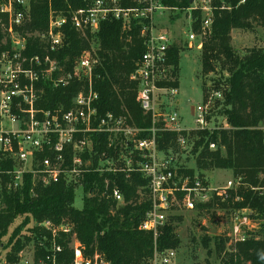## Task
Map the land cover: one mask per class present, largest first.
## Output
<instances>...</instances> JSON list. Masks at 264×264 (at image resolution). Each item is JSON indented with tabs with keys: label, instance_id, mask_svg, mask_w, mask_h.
Listing matches in <instances>:
<instances>
[{
	"label": "built area",
	"instance_id": "obj_1",
	"mask_svg": "<svg viewBox=\"0 0 264 264\" xmlns=\"http://www.w3.org/2000/svg\"><path fill=\"white\" fill-rule=\"evenodd\" d=\"M35 1L48 2L49 24L45 31L29 33L25 27L31 22L32 0H0V25L6 35L5 48L0 50V211L7 207V196L27 188L30 197L35 198L39 189L60 183L76 192L81 190L84 199L86 179L92 175L104 179L101 184L92 183L88 196L98 193L123 206L124 194L116 179L122 176L130 180L137 175L145 181L138 191L140 200L147 197L151 204L139 229L153 234L155 239L154 254L146 263L172 264L176 251L157 249V239L169 222V214L175 209L195 211L198 205L210 204L214 199L227 203L231 192L242 185L233 176L220 187H212L206 178L202 180L199 176L192 180L182 171L193 168L181 166L173 149L159 148L161 136L173 133L178 148L192 152L197 133H213L222 127L214 125L213 113L216 102L223 107L224 95L208 89L203 102L192 108L195 127L183 128L179 114L172 107L179 88L166 86L176 82L174 66L168 63L174 41L160 28L172 11L191 14L198 10L202 16V33L198 35L192 30L185 46L201 50L203 37L210 33L213 24L212 0H192V6L184 10L167 6L165 0H131L129 7H124V0H82L83 8L69 6L65 11L52 9V0ZM111 22H121L124 30H130L133 25L142 27L145 53L131 80L137 84V104L151 118L149 127L132 124L130 117L98 114L99 94L94 89V76L100 59L96 38L102 25ZM68 27L92 40L91 47L81 52L70 71L53 57L67 48L65 29ZM30 39L43 44V54H28ZM47 82L54 89L66 88L73 82L81 85L70 109L40 107ZM224 121L226 128L228 124ZM209 149L216 151L218 145L212 143ZM241 200L238 196L234 199ZM261 222L250 208L231 210V226L223 236L227 251L235 253L239 244L258 240ZM34 226L49 235L39 244L45 252L39 264H111L102 253H88L72 235L71 225L45 221ZM62 236H69V262L61 260L64 247L58 241ZM35 252L34 246L31 264H36Z\"/></svg>",
	"mask_w": 264,
	"mask_h": 264
},
{
	"label": "trees",
	"instance_id": "obj_2",
	"mask_svg": "<svg viewBox=\"0 0 264 264\" xmlns=\"http://www.w3.org/2000/svg\"><path fill=\"white\" fill-rule=\"evenodd\" d=\"M241 1L212 0L213 24L210 33L202 40V74L205 77L218 74L222 79L219 82L222 89L219 91L224 95V110L219 114L223 115L228 126L213 133H197L192 149L196 157L195 167L182 173L192 180L195 176L203 180L205 172L223 170L230 171L235 179L241 180L242 185L236 192H231L227 203L214 199L210 204L198 205L197 209L209 212L250 208L263 222L260 238L239 244L235 253L226 251L225 239L220 236H205L202 245L208 249V254H211L209 249L212 245L219 256L225 253L223 264H264V49L253 48L241 56L232 46L234 31L254 32L257 28L264 29V0ZM164 3L181 10L192 6V0H165ZM123 5L129 7L132 2L124 0ZM51 6L56 11H65L69 6L79 9L85 4L82 0H52ZM49 10L47 1L32 0L31 22L25 31H45L49 24ZM193 20L194 32L202 33V16L198 10ZM141 29L140 25H133L130 30H124L121 22L102 25L96 38L100 63L95 70L94 89L99 94V115L114 113L130 117V122L136 126L149 127L151 118L145 116L137 104V84L131 80L137 63L145 53ZM65 32L68 46L53 57L60 61L66 71H70L81 52L91 47L92 40L91 37L85 39L69 27ZM5 38L0 25V50L5 48ZM28 43V54L44 53V46L38 40L30 39ZM180 51L175 45L168 52V63L175 69L173 75H176L180 65ZM44 86L46 95L40 107L51 110L61 106L65 110L70 109L81 89V85L76 82L63 89H54L50 82ZM166 86L179 88V83L176 81ZM220 106L219 102L214 104V113ZM212 143L218 145L216 151L209 149ZM159 148L164 151L178 148L176 135L163 134ZM103 179L99 175L87 177L81 210L74 207L75 189L63 183L39 189L35 198L30 197L27 188L7 196V207L0 211V258L3 250H6V261L17 264L20 261L19 254L33 243L35 262L39 264L45 257L39 244L43 237L49 238V235L34 224L51 221L57 225H71L72 235L76 236L88 253H102L111 264H147L155 251V239L153 234L139 229L151 209L147 197L140 200L138 194L145 181L137 175H133L130 180L117 177L116 183L125 198V204L117 206L112 199L101 194L88 196L92 183L101 184ZM236 196L242 200L234 201ZM175 221H182V218L169 219L157 239L158 251H176L181 247V239L173 224ZM58 243L64 247L61 260L71 261L69 236H62Z\"/></svg>",
	"mask_w": 264,
	"mask_h": 264
},
{
	"label": "rangeland",
	"instance_id": "obj_3",
	"mask_svg": "<svg viewBox=\"0 0 264 264\" xmlns=\"http://www.w3.org/2000/svg\"><path fill=\"white\" fill-rule=\"evenodd\" d=\"M187 11H172L162 21L160 28L166 30L174 41V46H178L180 51V65L176 75L173 78L179 83V95L172 100V107L179 114L183 128L192 129L195 127L192 117V108L201 104L204 100V92L208 89L211 91H219L222 86L219 85L220 76L211 74L207 77L203 76L201 69V53L202 49H189L185 46V40L193 29V15ZM190 16L192 18H190ZM192 27V28H191ZM196 33V32H195ZM197 34V33H196ZM198 35H200L198 33ZM200 40V39H199ZM232 46L234 51L244 56L253 48L264 49V29L257 28L251 31H234L232 33ZM215 86L218 89L212 88ZM179 103L178 107L175 103ZM224 107H217L214 115L215 126H225L223 115L219 113ZM174 153L179 155L181 166L184 168H194L196 157L190 150H181L175 148ZM208 184L212 187H220L226 185L227 181L233 179L230 171L210 170L204 173ZM84 205L83 193L81 190L76 192V200L74 207L81 210ZM171 217H181L182 221H175L176 234L181 239L182 245L176 250V257L172 264H223L225 253L219 256L214 245L210 247L211 254L208 249L202 245V239L205 236L223 237L229 232L231 226V211L212 210V211H187L184 209H175L169 214ZM263 224V222H261ZM23 241V239H21ZM227 251V249H226ZM225 251V252H226ZM6 250H3L0 264H9L5 259ZM34 244H28L26 248L19 254V263L22 261H33Z\"/></svg>",
	"mask_w": 264,
	"mask_h": 264
},
{
	"label": "crops",
	"instance_id": "obj_4",
	"mask_svg": "<svg viewBox=\"0 0 264 264\" xmlns=\"http://www.w3.org/2000/svg\"><path fill=\"white\" fill-rule=\"evenodd\" d=\"M227 172V171H226ZM231 176H232V173H231Z\"/></svg>",
	"mask_w": 264,
	"mask_h": 264
}]
</instances>
